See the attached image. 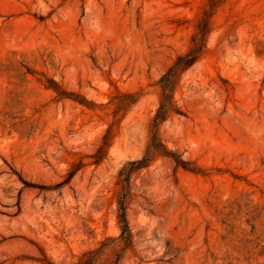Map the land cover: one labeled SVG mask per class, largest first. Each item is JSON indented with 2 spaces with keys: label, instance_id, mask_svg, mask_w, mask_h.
<instances>
[{
  "label": "rangeland",
  "instance_id": "rangeland-1",
  "mask_svg": "<svg viewBox=\"0 0 264 264\" xmlns=\"http://www.w3.org/2000/svg\"><path fill=\"white\" fill-rule=\"evenodd\" d=\"M209 1L0 0V264H264V0L217 2L159 126L188 163L131 174L119 237L118 170Z\"/></svg>",
  "mask_w": 264,
  "mask_h": 264
},
{
  "label": "trees",
  "instance_id": "trees-1",
  "mask_svg": "<svg viewBox=\"0 0 264 264\" xmlns=\"http://www.w3.org/2000/svg\"><path fill=\"white\" fill-rule=\"evenodd\" d=\"M218 1L210 0L206 4L196 23V31L191 37L188 49L178 54L157 80L160 93L157 106L148 123V138L142 155L137 159L127 160L118 170L117 183L120 186V190L116 199V215L121 227L119 237L125 244H129L131 241V231L126 216L131 174L146 167L156 157H168L176 165H181L182 167H186L188 163L180 157V154L167 147L164 140L160 137L159 126L171 115L183 113L174 97L175 91L182 73L198 61L206 49L209 18ZM111 100L114 104V115L116 114L115 112L124 109L136 101L134 94L130 92H121L117 98Z\"/></svg>",
  "mask_w": 264,
  "mask_h": 264
}]
</instances>
